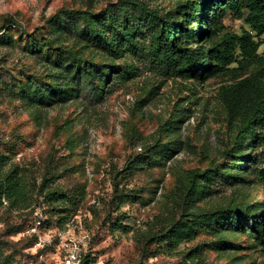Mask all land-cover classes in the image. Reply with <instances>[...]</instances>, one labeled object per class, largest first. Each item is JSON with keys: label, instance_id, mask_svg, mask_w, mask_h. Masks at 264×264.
Masks as SVG:
<instances>
[{"label": "rangeland", "instance_id": "rangeland-1", "mask_svg": "<svg viewBox=\"0 0 264 264\" xmlns=\"http://www.w3.org/2000/svg\"><path fill=\"white\" fill-rule=\"evenodd\" d=\"M209 1L0 0V154L46 189L24 211H0V264L53 259L55 248L40 254L31 241L36 210L90 236L87 264H189L199 247L206 264H264V129L240 132L252 96L235 92L256 67L239 51L196 75L151 64L150 29L204 53L250 30L231 15L207 24ZM90 36L106 50L88 48ZM57 192L66 200L46 202ZM247 207L233 220L241 228L221 229L216 217ZM188 222L192 239L164 241Z\"/></svg>", "mask_w": 264, "mask_h": 264}, {"label": "trees", "instance_id": "trees-1", "mask_svg": "<svg viewBox=\"0 0 264 264\" xmlns=\"http://www.w3.org/2000/svg\"><path fill=\"white\" fill-rule=\"evenodd\" d=\"M197 8H201L199 4H197ZM72 12L89 13L88 11L80 10ZM58 13H64V11L60 10ZM206 14H209V18L205 20L206 23L209 24L212 21L215 27L223 28V20L227 15H231L236 19L244 20L250 27V30H244L241 36L233 33H224L222 40L211 49V52L204 53L202 49L190 50L189 48L181 47L180 41L184 37L183 34L177 39H171V33L167 31L165 26L150 29L149 36L153 48L151 64L159 71L170 76L179 74L196 75V73L198 74L208 69L213 63L218 66H229L236 63L238 60L237 52L239 51L240 56L243 58L242 60L248 66L256 67L253 75L246 79L241 86L236 87L235 90L238 94L243 87L249 88L252 101L250 107L242 109L244 111H242L240 132L242 134H254L259 127L264 129V56L259 53L261 46L264 45V40H261L264 36V0H210L207 4ZM155 17L159 18L157 15ZM8 22L14 24L13 21ZM2 28L0 27V32ZM86 43L89 44L88 48L106 50V47L98 37L92 39L90 36V39ZM55 70L59 73L63 72V69L56 68ZM58 75L54 77L57 84L61 83V87L68 86L63 85L62 78L60 79ZM238 100V95L234 96V101L230 106L233 113H240V102ZM7 161V157L0 154V211L7 209L8 211L21 212L31 206L35 195L43 196L46 189L44 187H37L24 170L17 165H8ZM206 178H209L208 181H210L212 176L207 175ZM261 179L264 184V169L261 172ZM204 189L206 190L207 188L204 186ZM207 192L209 193V191ZM45 200L51 203L65 201L66 198L57 192L47 194ZM54 211L57 214L65 212L63 209L58 210L56 208H54ZM248 216L250 215L249 208L247 207L233 211L227 219L216 218L221 220L219 222L221 229L227 222L233 224L234 228H241L238 226L239 223H236L237 226H235L233 220H240V217ZM69 223L65 224L64 218L59 220L48 218L43 228L46 230H61ZM34 225L35 221L31 224V227ZM194 234L195 228L189 222L178 223L171 231L164 235L163 239L173 245V247H176L192 239ZM31 241L36 244L39 241L38 235L32 234ZM226 246L221 245L218 250H224ZM201 249L199 247L191 251L188 255L189 264H206L202 259ZM43 250L45 249L39 250L40 254ZM0 256H4L1 249ZM87 257L84 264L88 262ZM4 260L5 264L10 263V258H5Z\"/></svg>", "mask_w": 264, "mask_h": 264}, {"label": "built area", "instance_id": "built-area-1", "mask_svg": "<svg viewBox=\"0 0 264 264\" xmlns=\"http://www.w3.org/2000/svg\"><path fill=\"white\" fill-rule=\"evenodd\" d=\"M35 225L29 229L32 234H37L39 241L35 244V248H47V251L53 250V259H45V255H40V264H84L91 247L90 236L81 231L76 234L70 224L61 230H48L43 238L39 230L44 227L46 219H43L39 210L35 211ZM56 232V234H53Z\"/></svg>", "mask_w": 264, "mask_h": 264}]
</instances>
